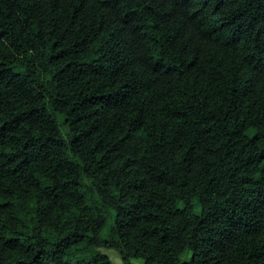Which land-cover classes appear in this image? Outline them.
I'll use <instances>...</instances> for the list:
<instances>
[{"label":"trees","instance_id":"obj_1","mask_svg":"<svg viewBox=\"0 0 264 264\" xmlns=\"http://www.w3.org/2000/svg\"><path fill=\"white\" fill-rule=\"evenodd\" d=\"M111 247L264 264V0H0V264Z\"/></svg>","mask_w":264,"mask_h":264},{"label":"rangeland","instance_id":"obj_2","mask_svg":"<svg viewBox=\"0 0 264 264\" xmlns=\"http://www.w3.org/2000/svg\"><path fill=\"white\" fill-rule=\"evenodd\" d=\"M100 251L111 260L112 264H122L121 259L119 258V253L115 248H102ZM190 257L191 254L187 253L182 259L188 261ZM132 264H142V262L140 260H133Z\"/></svg>","mask_w":264,"mask_h":264}]
</instances>
